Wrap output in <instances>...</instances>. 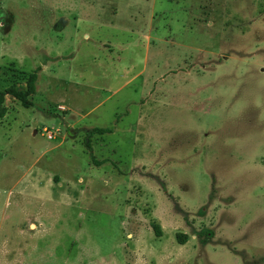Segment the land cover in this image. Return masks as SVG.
Listing matches in <instances>:
<instances>
[{"label": "rangeland", "instance_id": "1", "mask_svg": "<svg viewBox=\"0 0 264 264\" xmlns=\"http://www.w3.org/2000/svg\"><path fill=\"white\" fill-rule=\"evenodd\" d=\"M38 66L0 264H264V0H0V90Z\"/></svg>", "mask_w": 264, "mask_h": 264}, {"label": "trees", "instance_id": "2", "mask_svg": "<svg viewBox=\"0 0 264 264\" xmlns=\"http://www.w3.org/2000/svg\"><path fill=\"white\" fill-rule=\"evenodd\" d=\"M41 72V66L36 67L34 71H32L26 80V90L21 91L16 89L15 87H8L4 90H0V118L6 115V107L4 106L5 103V96L9 95L16 99L23 107L29 108L32 106L31 100H29V96L35 94L37 88V81L39 77V73ZM113 129L111 128H101V127H92L88 130L89 135L99 134L103 135L106 133H111ZM86 148L91 151V145L89 140L85 141ZM92 162L95 165H100L103 161L96 160L93 156H91ZM153 229L156 235H160V227L157 225H153Z\"/></svg>", "mask_w": 264, "mask_h": 264}, {"label": "built area", "instance_id": "3", "mask_svg": "<svg viewBox=\"0 0 264 264\" xmlns=\"http://www.w3.org/2000/svg\"><path fill=\"white\" fill-rule=\"evenodd\" d=\"M43 132H44V134H45V138L47 139V140H54V139H56L57 137V133L56 132H53V131H47V130H45V129H43Z\"/></svg>", "mask_w": 264, "mask_h": 264}, {"label": "crops", "instance_id": "4", "mask_svg": "<svg viewBox=\"0 0 264 264\" xmlns=\"http://www.w3.org/2000/svg\"><path fill=\"white\" fill-rule=\"evenodd\" d=\"M133 80H134V79H132V81H133ZM130 81H131V80H130ZM90 113H91V112H89V111L86 112V114H85L83 117L85 118L86 116L90 115ZM91 128H92V127H91Z\"/></svg>", "mask_w": 264, "mask_h": 264}]
</instances>
